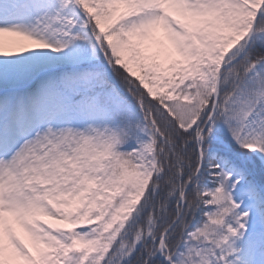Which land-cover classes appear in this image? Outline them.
<instances>
[{
	"label": "snow or ice",
	"instance_id": "obj_1",
	"mask_svg": "<svg viewBox=\"0 0 264 264\" xmlns=\"http://www.w3.org/2000/svg\"><path fill=\"white\" fill-rule=\"evenodd\" d=\"M0 264H264V0H0Z\"/></svg>",
	"mask_w": 264,
	"mask_h": 264
},
{
	"label": "rangeland",
	"instance_id": "obj_2",
	"mask_svg": "<svg viewBox=\"0 0 264 264\" xmlns=\"http://www.w3.org/2000/svg\"><path fill=\"white\" fill-rule=\"evenodd\" d=\"M5 39H6V40H9V39H16V38H12V37H8V36H6ZM42 219H46V220H48L46 217H42ZM50 220H51L52 223H59V222H57V221H54L51 217H50ZM18 232L20 233L21 237H22L23 239H25L26 242H28V235H27V233H26L22 228H19V227H18Z\"/></svg>",
	"mask_w": 264,
	"mask_h": 264
},
{
	"label": "trees",
	"instance_id": "obj_3",
	"mask_svg": "<svg viewBox=\"0 0 264 264\" xmlns=\"http://www.w3.org/2000/svg\"><path fill=\"white\" fill-rule=\"evenodd\" d=\"M48 220H49V222H51V220H50V217H46ZM52 223V222H51Z\"/></svg>",
	"mask_w": 264,
	"mask_h": 264
}]
</instances>
